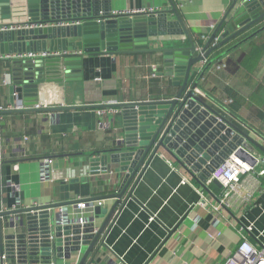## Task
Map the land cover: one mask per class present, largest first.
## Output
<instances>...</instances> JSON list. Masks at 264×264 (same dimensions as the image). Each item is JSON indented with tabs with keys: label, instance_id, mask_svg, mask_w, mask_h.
I'll use <instances>...</instances> for the list:
<instances>
[{
	"label": "crops",
	"instance_id": "obj_1",
	"mask_svg": "<svg viewBox=\"0 0 264 264\" xmlns=\"http://www.w3.org/2000/svg\"><path fill=\"white\" fill-rule=\"evenodd\" d=\"M172 1L199 47L201 35H211V25L216 27L231 3V0ZM111 6L113 12L140 7L157 10L168 8L169 3L112 0ZM262 24L264 21L212 51L208 59ZM162 44L183 46L187 41L151 42L149 47ZM222 59L236 62L237 69L216 70L213 65ZM7 62L0 59L3 107L11 106L7 89L2 86ZM160 62V53L85 58L82 79L66 83L63 91L49 86L47 90L55 94V99L48 103L82 106L171 97L177 89L167 86L165 79L157 75ZM202 65L201 62L195 66V78ZM4 75L10 79L9 74ZM198 90L208 104L264 146V29L215 61L199 81ZM116 112V108L100 107L0 113V208L9 209L15 201L19 208L76 203L79 199H102L113 193L119 175L111 172L92 175L88 166L91 157L112 148L122 138ZM252 150L262 155L258 149ZM47 159H52V163H46ZM9 181L19 184L18 196L15 197ZM206 188H201L166 155H155L136 184L129 186L132 197L116 208L107 224L104 264H143L152 253L147 264H222L235 251L250 224L253 230L247 233L248 240L258 246L264 240V173L255 170L243 175L229 205H221L217 210L214 206L218 205L221 188L212 182ZM103 200L102 206L107 209L115 201ZM88 214L86 211L84 215ZM10 218L14 216L2 217L4 230ZM101 221L96 220V225ZM176 224L173 234L166 236L167 229ZM76 262L77 254H73L70 261L59 260L57 264Z\"/></svg>",
	"mask_w": 264,
	"mask_h": 264
},
{
	"label": "water",
	"instance_id": "obj_2",
	"mask_svg": "<svg viewBox=\"0 0 264 264\" xmlns=\"http://www.w3.org/2000/svg\"><path fill=\"white\" fill-rule=\"evenodd\" d=\"M111 1L0 0V24L26 19L34 23L77 22L68 26L0 30L1 55L46 50L70 52L57 57L5 59L8 66L4 73L10 79L5 83L3 73L2 86L7 89L9 103L20 107L0 113L111 107L117 109V126L122 135L115 146L91 157L88 166L92 175L108 172L119 175L116 185L113 183L115 191L102 197L115 199L110 209L94 206L80 223L72 216L61 222L56 212L59 206L75 201L0 208V255L7 254L17 264H57L59 260L70 261L73 254H77L76 264H104L103 248L108 249L104 242L107 224L116 208L132 197L129 186L136 184L151 158L159 153L169 157L204 190H208L206 182L213 170L233 151L244 153L249 146L264 156L263 145L195 92L215 61L264 29V24L260 25L208 59L212 51L264 21V0H231L200 50L172 0H168V8L134 14L114 13ZM216 35L219 41L211 45ZM174 40H186L187 44L149 47L151 42ZM137 53L161 54L157 75L165 79L167 86L177 89L171 97L82 106L51 105L40 100V92L49 86L63 91L66 83L80 81L85 58ZM204 60L207 62L195 78L197 69L194 68ZM37 104L40 106L35 107ZM210 182L221 188L216 179ZM97 198L89 200H100ZM3 216H14L7 222L6 230ZM98 219L102 221L96 225ZM177 227L178 224L167 229L166 236L173 234Z\"/></svg>",
	"mask_w": 264,
	"mask_h": 264
},
{
	"label": "built area",
	"instance_id": "obj_3",
	"mask_svg": "<svg viewBox=\"0 0 264 264\" xmlns=\"http://www.w3.org/2000/svg\"><path fill=\"white\" fill-rule=\"evenodd\" d=\"M153 8H134V9H125L121 11H114V13H125V14H134L141 13L147 11H153ZM77 22L73 21H57L50 23H34L29 19L19 22H11L6 24H0V30H24L33 27H43V26H62V25H74ZM214 25H211V29L214 30ZM209 34L201 35V41L204 43L208 38ZM219 41V36L216 35L211 42V45H215ZM198 50L201 49L197 47ZM70 52L67 51H42V52H25V53H14L1 55L0 59H26V58H37V57H57L61 55H66ZM78 53V52H77ZM207 60H204L202 64H205ZM213 67L216 70L223 69L226 67V62L224 59L216 62ZM96 80H100V78H96ZM4 82H8V79L5 78ZM198 95H204L198 89L195 91ZM40 104L35 105V107H39ZM20 106H8L3 107L0 106V112L6 109L19 108ZM224 112V111H223ZM246 130V129H245ZM244 153H238V150L233 151L222 163H220L211 173L209 179L206 184H208L211 179H216L221 185V197L218 200V205L214 206V209L217 210L219 206H228L232 195L236 192L237 187L239 185L240 179L243 175L248 173L257 171L258 174L264 173V163L263 156L256 151L252 150L249 146L244 149ZM46 163H52V159H47ZM9 187L14 193L15 197L18 196L19 184L14 181H9ZM104 204V200H89V199H79L76 203H72L70 205L59 206L56 210L59 213V220L61 222L65 221L67 216L75 217L79 220L80 223L83 222V219L86 217L84 214L86 211L91 213L94 206H102ZM16 201L12 204L9 209H16ZM8 210V209H1ZM88 216V215H87ZM153 216L149 217V220H152ZM248 232H252L253 226L252 224L246 226L245 229ZM247 233L243 234L241 237V241L238 244L235 251L227 257L222 264H264V240L259 241L260 244L258 246L254 245L252 242L248 240ZM259 234H262L259 232ZM49 239L52 240L53 237L49 236ZM259 239V237H257ZM1 264H17L15 259L10 258L7 254L2 253L0 255ZM40 264V263H39Z\"/></svg>",
	"mask_w": 264,
	"mask_h": 264
},
{
	"label": "bare ground",
	"instance_id": "obj_4",
	"mask_svg": "<svg viewBox=\"0 0 264 264\" xmlns=\"http://www.w3.org/2000/svg\"><path fill=\"white\" fill-rule=\"evenodd\" d=\"M55 94H53V92H51V90H42L40 92V100L41 102L45 103L48 102L49 100H53L55 99Z\"/></svg>",
	"mask_w": 264,
	"mask_h": 264
},
{
	"label": "trees",
	"instance_id": "obj_5",
	"mask_svg": "<svg viewBox=\"0 0 264 264\" xmlns=\"http://www.w3.org/2000/svg\"><path fill=\"white\" fill-rule=\"evenodd\" d=\"M243 57H244V55H242L241 59H243ZM241 59L238 60V63H240ZM225 62H226L227 69L231 70L232 72H234L238 67L237 63L232 62V60H230V59H227V60L225 59Z\"/></svg>",
	"mask_w": 264,
	"mask_h": 264
},
{
	"label": "rangeland",
	"instance_id": "obj_6",
	"mask_svg": "<svg viewBox=\"0 0 264 264\" xmlns=\"http://www.w3.org/2000/svg\"><path fill=\"white\" fill-rule=\"evenodd\" d=\"M248 133V132H247ZM249 134V133H248Z\"/></svg>",
	"mask_w": 264,
	"mask_h": 264
}]
</instances>
